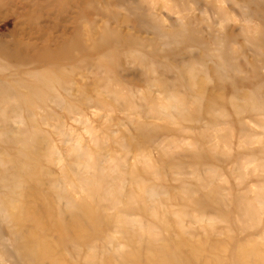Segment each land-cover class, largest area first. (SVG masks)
I'll use <instances>...</instances> for the list:
<instances>
[{
  "label": "rangeland",
  "instance_id": "rangeland-1",
  "mask_svg": "<svg viewBox=\"0 0 264 264\" xmlns=\"http://www.w3.org/2000/svg\"><path fill=\"white\" fill-rule=\"evenodd\" d=\"M0 264H264V0H0Z\"/></svg>",
  "mask_w": 264,
  "mask_h": 264
}]
</instances>
